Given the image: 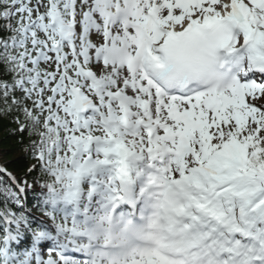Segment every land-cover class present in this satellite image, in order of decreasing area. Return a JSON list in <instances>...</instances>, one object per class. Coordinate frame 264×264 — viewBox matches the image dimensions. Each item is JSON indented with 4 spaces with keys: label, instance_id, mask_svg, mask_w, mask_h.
<instances>
[{
    "label": "snow or ice",
    "instance_id": "6c2138e0",
    "mask_svg": "<svg viewBox=\"0 0 264 264\" xmlns=\"http://www.w3.org/2000/svg\"><path fill=\"white\" fill-rule=\"evenodd\" d=\"M0 264H264V0H0Z\"/></svg>",
    "mask_w": 264,
    "mask_h": 264
},
{
    "label": "trees",
    "instance_id": "16d2710c",
    "mask_svg": "<svg viewBox=\"0 0 264 264\" xmlns=\"http://www.w3.org/2000/svg\"><path fill=\"white\" fill-rule=\"evenodd\" d=\"M11 146V141H5L3 144H0V148H8Z\"/></svg>",
    "mask_w": 264,
    "mask_h": 264
}]
</instances>
